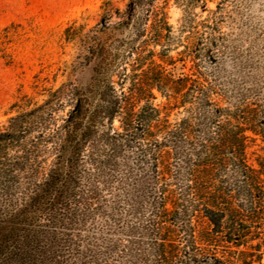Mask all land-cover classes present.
Here are the masks:
<instances>
[{
	"label": "trees",
	"instance_id": "trees-1",
	"mask_svg": "<svg viewBox=\"0 0 264 264\" xmlns=\"http://www.w3.org/2000/svg\"><path fill=\"white\" fill-rule=\"evenodd\" d=\"M167 1L128 0L114 13L106 3L92 29L69 26L81 49L74 68H90V82L61 83L0 125V264H77L97 182L127 150L148 162L151 208L117 264H264V154L257 167L246 159L249 142L264 145V115L252 101L222 106L198 68L166 70ZM179 107L189 115L172 124ZM197 112L208 128L200 138Z\"/></svg>",
	"mask_w": 264,
	"mask_h": 264
},
{
	"label": "rangeland",
	"instance_id": "rangeland-1",
	"mask_svg": "<svg viewBox=\"0 0 264 264\" xmlns=\"http://www.w3.org/2000/svg\"><path fill=\"white\" fill-rule=\"evenodd\" d=\"M127 1L0 0V125L42 103L48 90L61 83H89L90 68L81 73L74 68L81 49L77 40L67 38L65 30L74 25L87 32L99 23L104 4L108 3L114 13L117 8L123 10ZM188 2L168 0L164 8L171 31L163 48L174 61L165 65L166 70L178 75L198 68L222 98V106L252 101L263 116L264 0H206L204 7H187ZM110 20L115 22L116 18ZM188 35L193 36L188 53L181 56ZM160 48L155 46L154 50ZM152 103L161 106L165 99L156 93ZM185 108L170 111L169 122L174 124L189 115ZM193 122L195 136L200 138L207 125L198 112ZM117 126L114 120L113 127ZM181 150L187 152L189 148L182 144ZM263 154L259 139L247 144L246 159L251 166L257 167V159ZM104 170V177L97 182V210L86 220L82 238L87 240L80 248L82 257L77 264H117V250L130 239L128 229L150 213L152 182L147 160L138 162L136 154L127 150L113 169ZM175 187L178 190L179 186ZM133 197L138 202L135 214L127 205Z\"/></svg>",
	"mask_w": 264,
	"mask_h": 264
}]
</instances>
